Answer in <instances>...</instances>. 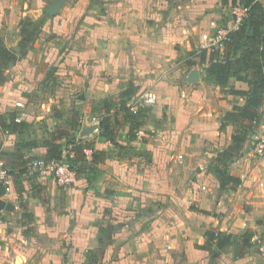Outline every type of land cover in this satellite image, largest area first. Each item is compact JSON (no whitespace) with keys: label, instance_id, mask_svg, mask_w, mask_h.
<instances>
[{"label":"rangeland","instance_id":"1","mask_svg":"<svg viewBox=\"0 0 264 264\" xmlns=\"http://www.w3.org/2000/svg\"><path fill=\"white\" fill-rule=\"evenodd\" d=\"M170 2V19L176 13L183 15L190 30L197 26L195 32L171 31L168 35L151 30V26L147 28L154 22L150 13L153 0H0L3 42L16 49L24 37L28 44L24 56L9 68L0 67V76L4 78L0 83V121L9 122L23 115L22 120L27 123L19 132L0 127V157L11 169L12 177L20 176L22 168H11L9 162L20 154L28 161L46 157V141L61 142L67 153L71 143L84 139L79 132L87 116L109 117L119 145L110 144L109 162L93 167L86 155L72 151L69 163L78 181L74 190L79 189L84 201L89 194L103 195L105 199L98 200L104 205L91 215L93 221L88 223L94 233L92 248L72 252V262L66 256L61 264H125L118 252L121 244L143 233L142 241L152 244L148 252L155 254V264H182L186 253L181 249H197L208 229L206 225L211 224L207 222V213L198 209L214 216L222 214L214 210L220 207L219 201L225 195L221 206L228 210L233 202L232 221L252 213L242 187L221 189L212 171L215 157L230 144L234 131L229 123L220 129L221 108L226 105L230 109L244 99L219 93L215 101L218 107L223 105L218 108L220 117L202 120L196 109L209 108V103L202 105L200 94H190V88L201 84L191 72L202 75L204 88L214 85L204 70L207 61L199 62L201 49L212 47L213 29L209 21L214 19L233 30L236 14L225 10L226 0ZM114 10L131 13V22L119 29L120 23L111 15ZM190 61L196 64L190 66ZM100 77L107 79L108 86L99 82ZM130 82L135 91L125 107L139 115L136 139L132 141L127 136L125 114L114 115L115 106L110 114L103 111L105 101H120L119 93ZM100 86L102 92H97ZM148 93L155 96L153 104L145 102ZM209 94L212 101L213 93ZM17 101L23 102V108L15 106ZM259 126L248 133L237 157L226 165L229 173L246 179L252 172H263L258 170V163L264 153L256 151L257 141L264 142V134L255 136ZM86 140L94 144L91 138ZM36 175L41 173L32 176ZM23 177L30 180L29 176ZM28 183V187L40 191L39 184ZM3 212L2 226L11 227L3 229L11 231L9 246H15L20 241L17 235L30 229L33 218L24 199L14 213L6 209ZM74 217L72 209V222ZM241 219L245 223L238 226L241 230L235 233L231 247L218 250L214 245H203L208 251L204 264H264V219H252L261 222V226L255 222L250 226L246 218ZM108 239L110 243L106 244ZM238 239L244 244L240 245ZM108 246L112 250L106 257ZM194 264H201L200 260Z\"/></svg>","mask_w":264,"mask_h":264},{"label":"crops","instance_id":"2","mask_svg":"<svg viewBox=\"0 0 264 264\" xmlns=\"http://www.w3.org/2000/svg\"><path fill=\"white\" fill-rule=\"evenodd\" d=\"M122 1V0H118ZM171 0H153V5L150 6V13L154 20V22L148 25L147 28H150L151 30H157V31H164L167 32L168 35L173 32H195V28L197 26H193L192 30L189 29L187 26L188 23H185V17L180 14H175L173 20L170 19V2ZM182 1V0H181ZM187 1L188 3L194 0H183ZM195 1H204L207 0H195ZM262 1V0H261ZM190 8L193 5H188ZM225 10H231V1H228L227 4L224 5ZM111 15L116 17V21L120 23V26L118 28L126 27L127 23H130L132 18L131 13L129 12H123L121 10H114V12H111ZM183 16V17H182ZM110 17H106V22L109 23ZM214 20V19H211ZM189 23H191L188 20ZM210 22V21H209ZM114 25V24H113ZM192 25V24H191ZM186 30V31H185ZM1 34V33H0ZM180 38V37H179ZM154 42V41H153ZM180 42H183V39H181ZM192 77H199L197 79L201 82V84H196L193 88H190V94L191 96H194L195 94H200V102L201 104L209 103V108L205 107L202 110L203 106L199 107L197 113L200 117V119H208L211 116L218 115L220 117L221 110L227 111L229 110V107L224 105V108H221L219 111L218 108L223 105H217V102L215 99L217 98V94H222L219 90V87H217L213 82V86H209L210 89L204 88L203 81L201 80L202 75L191 72ZM107 79H102L100 77V83L103 84L105 82V86H108V83L106 82ZM234 85L237 88L241 89H247L245 82H238L234 81ZM99 86V84H98ZM102 87L100 86V89H97V92H102ZM90 89V88H89ZM209 91L213 93L212 95V101L207 96L210 95ZM105 94V93H104ZM96 97L102 96V95H95ZM94 96V97H95ZM227 95V98H230ZM206 98H209V100L206 101ZM243 99V98H242ZM224 100V99H222ZM244 102V101H243ZM212 104V106H211ZM238 104V105H242ZM200 110V111H199ZM262 112L261 120H260V126L258 131L256 132V137L259 135L262 136L264 134V102L260 109ZM102 119V118H101ZM97 117L90 116L83 119L82 124V131L79 132L81 138L89 139L91 138L92 141H94V146L96 149L104 150L109 153L110 157V142L109 140L102 134V132L99 130L100 126V120ZM220 126V125H219ZM81 127V126H80ZM129 127V123L127 122V128ZM203 134L205 131L202 132ZM205 137V135H204ZM112 145V144H111ZM87 157L89 158V150H86ZM109 157L104 161V163L109 162ZM90 159V158H89ZM98 164V165H103ZM260 168L258 170H261L263 172L256 173L252 172V176H247L246 179L243 175L238 176L241 179L240 186L245 191V194H247L248 199L251 204V210L252 213L245 214L241 218H246V221L248 220L250 226L257 225L261 226V222L253 221V218H262L264 219V156L262 157V160L260 159L259 163ZM97 165V166H98ZM259 166V165H258ZM256 168H254L253 171H255ZM101 172V171H100ZM37 174V173H35ZM34 174V175H35ZM26 175L25 173H22L20 176H13L11 179V186L9 189L4 191L3 193H0V213L4 214V209L11 211L14 213L16 209H18V203L21 202L23 199L27 202V209L30 213V218H33V220H30V229L27 231L20 232L17 235V238L20 240L17 242V245L10 244L12 241V234L11 231H7L3 229V227H8L5 224L2 226V223H4V218L0 221V264H4L3 262L9 261V264H61L62 258L68 257L71 258L72 262V252L74 253H82L84 250L86 251L88 248H92L91 243L93 240V234L92 233V227L88 228V223L93 221V215L95 212L99 211V207L103 206L104 203H101L100 199H105L104 196L96 197L94 194H89L87 196V199L84 201L82 196H80V191L74 190V184L78 181L76 180L73 184H71L68 188H62L57 185L52 175L48 173H41V175L32 176ZM23 176H29L30 180H27V178H24ZM253 178L255 180L253 181ZM31 182L32 184H39L37 188L40 189V191H34V189L28 187V182ZM24 183V185H22ZM77 186V185H75ZM218 186V184H217ZM226 189V188H225ZM72 190H73V199H72ZM99 192H103L100 188L97 189ZM101 190V191H100ZM241 190V189H240ZM249 192V193H248ZM70 196V197H69ZM214 196V195H213ZM45 200H48V202H44ZM225 195L221 198L219 201L220 207L216 206L214 212H222V214H218L214 216L213 214H209L208 211L205 209H198L200 213V210L206 211L207 217L212 219H207L208 223H211L210 226L208 224L206 225V231H220L225 234L232 235V242L235 238V233H237L239 230L238 226L240 227L245 223V221H242V219H236V221H232L231 219V210L234 206L233 202L230 203V209L224 207V205L221 206L222 203H225ZM218 202V200H216ZM200 208H203L202 205H199ZM225 208V209H224ZM72 209L74 210L75 217L72 222ZM3 210V211H2ZM227 210V211H226ZM210 215V216H208ZM29 216V215H28ZM4 217V215H3ZM233 218V217H232ZM242 221V222H241ZM255 222V224H253ZM25 227L26 225L23 224ZM251 228V227H250ZM28 233V234H26ZM30 234V235H29ZM239 234V233H238ZM29 235V238L27 237ZM16 236V235H15ZM144 236V233L142 235L132 237L130 240H127L123 242L120 246V250L118 252L121 253L122 258L121 261L123 263L128 264V261L131 262V264H155L156 257L155 254H151L148 252V249L152 248V244H147V242H143L142 238ZM9 240V241H8ZM239 244L243 245L244 241L238 239ZM22 241V242H21ZM96 241V240H95ZM98 241V240H97ZM3 242V243H2ZM189 242V241H188ZM186 241V245L188 243ZM200 246L196 248H182L181 250H184L185 255V261L182 264H194L195 261L197 262L200 260L201 264H204L205 260V254H207V247H204L203 245L205 243V235L203 238L201 237L198 241ZM1 243L5 246L2 248ZM229 244L226 247H231ZM73 245V247H72ZM203 246V247H202ZM111 247L108 246L106 248L105 256L107 257L108 253L111 252ZM215 247V246H214ZM226 248L225 250H227ZM218 249V248H217ZM224 249V248H222ZM221 250V249H218ZM207 251V252H206ZM3 252V253H2ZM2 253V255H1ZM15 253V255L13 254ZM120 255V254H119ZM9 257V258H8ZM165 262H168V258H162ZM172 264V262L168 263Z\"/></svg>","mask_w":264,"mask_h":264},{"label":"trees","instance_id":"3","mask_svg":"<svg viewBox=\"0 0 264 264\" xmlns=\"http://www.w3.org/2000/svg\"><path fill=\"white\" fill-rule=\"evenodd\" d=\"M237 4L247 7V17L229 33L222 52L214 47L202 48L199 61L200 63L207 61L204 69L205 73L219 87L222 94L244 99L242 105H233L221 115L220 129H223L228 123L234 127V131L230 135V144L222 151H219L214 159L212 171L221 189L241 184V179L229 173L226 165L237 157V153L246 141L248 133L250 131L252 133L258 128L262 115L260 109L264 102V4L261 0H231V6ZM27 46V40L24 37L20 39L16 49L7 47L0 37V67L9 68L19 57L26 54ZM188 64L193 66L196 62L190 61ZM3 80L4 78L0 76V83ZM234 81L245 82L248 84V88H237L234 85ZM134 91L135 87L130 82L128 87L119 93L118 98L120 101L118 103L110 99L109 101H105L103 107V111L107 114L113 112L112 107L114 106V115H117L118 112L125 114L124 120L129 123L127 136L130 141L136 139L135 131L139 127L137 123L139 115L136 112L130 111L128 107H125L126 100L134 94ZM26 126V121L22 119L19 121L13 119L9 122L0 121V127L5 131L19 132L25 129ZM99 126L102 129V134L109 142L114 146H119L116 138L113 136L109 117L102 118ZM70 145L67 151L76 152L75 150H77L82 156H88L86 150H89V163L91 167L104 163L109 157L108 152L96 149L91 140L79 139ZM45 146L47 147L46 157L40 158L45 160H63L65 153L61 142L49 140L46 141ZM23 147L24 145H19V148ZM67 159L68 162L72 160L69 156ZM28 160L25 159L23 154H20L18 157L16 156L12 159L9 165L11 168L21 167V172L25 173L27 165L31 162ZM5 166L7 167L6 163ZM8 169L9 171L11 170L10 168ZM95 174L97 175L99 172L96 171ZM4 191V187L0 185V193ZM106 193L113 194L107 191ZM200 211L206 213V211ZM3 218V215L0 213V221ZM204 235L206 245H214L218 249H222L232 242V235L220 231L210 230L206 231ZM109 240H106L105 243L109 244Z\"/></svg>","mask_w":264,"mask_h":264},{"label":"built area","instance_id":"4","mask_svg":"<svg viewBox=\"0 0 264 264\" xmlns=\"http://www.w3.org/2000/svg\"><path fill=\"white\" fill-rule=\"evenodd\" d=\"M231 10L233 13H235L234 17V24L235 28L237 25L245 18L247 17L248 9L247 7H244L240 4L232 6ZM210 27L213 29V38H212V47L215 49H218L219 51H223L224 44L228 40L229 33L232 31V29L219 24L216 22V20H210L209 22ZM234 28V29H235ZM155 96L152 93H148L145 96V102L147 104H153L155 102ZM15 106L20 109L23 108V102L17 101L15 103ZM21 115L18 118H15V120L19 121L22 119ZM256 151L258 153H264V142L263 141H257L256 143ZM67 156L65 154L63 155V160H45L43 158H35L33 161H31L25 170L26 175H31L34 173H48L53 176L55 182L59 187L62 188H68L71 184H73L76 181V173L75 170L72 168V166L68 162V156L71 158L73 156L72 151H68ZM11 179L12 175L9 171V169L5 166L4 160L0 157V185H2L7 191L9 187L11 186Z\"/></svg>","mask_w":264,"mask_h":264}]
</instances>
